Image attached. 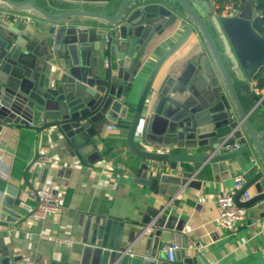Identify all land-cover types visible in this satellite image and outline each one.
Wrapping results in <instances>:
<instances>
[{
  "label": "water",
  "instance_id": "1",
  "mask_svg": "<svg viewBox=\"0 0 264 264\" xmlns=\"http://www.w3.org/2000/svg\"><path fill=\"white\" fill-rule=\"evenodd\" d=\"M0 8L33 16L27 24L0 17V131L6 123L50 128L86 156L98 148L92 125L119 107L121 117L132 108L127 146L144 186L171 199L183 186L198 188L210 169L215 178L240 170L246 182L235 202L249 217L264 219V91L254 93L264 70V35L252 11L224 15L198 0H0ZM178 22L184 30L153 65L138 100L122 106L119 98L135 87L148 53ZM195 34L210 59L201 52L160 74ZM252 186L256 193L240 201ZM0 203V225L22 218L14 195ZM165 206H149L141 221L139 234L151 223L154 238L130 234L125 240L126 222L90 216L83 242L91 264H182L156 258L162 230L171 228ZM15 260L0 247V264ZM198 260L189 254L183 262Z\"/></svg>",
  "mask_w": 264,
  "mask_h": 264
},
{
  "label": "crops",
  "instance_id": "2",
  "mask_svg": "<svg viewBox=\"0 0 264 264\" xmlns=\"http://www.w3.org/2000/svg\"><path fill=\"white\" fill-rule=\"evenodd\" d=\"M198 2L207 10L211 7L209 0ZM221 6V2L216 3L217 13ZM246 8L253 12L252 0H245L239 11ZM184 28L185 24L178 22L160 36L141 65L133 90L121 94L122 106L128 100H138L153 65L175 43ZM193 37L196 40L191 38L165 62L160 74L180 68L201 52L206 54L201 39H197L196 34ZM218 43L224 54L222 42ZM207 58L210 59L206 54ZM224 59L228 68L231 67L229 59L226 56ZM245 88L242 95L247 103L250 89L249 86ZM263 91L264 87L258 88L255 79L254 93ZM133 112L130 108L126 117H121L119 107L108 112L114 113L113 116L105 113L96 125L93 124L96 131L93 140L98 148L86 156L79 155L77 149L53 129L39 131L32 123L3 125L0 131V202L11 193L16 197L13 209L22 214L21 219L10 222L11 226L0 225V247L5 248L10 257H17L12 264H24L25 257H31L36 264H91L90 250L83 242L90 216H113L126 222L125 240L130 234L131 237L154 238L155 226L151 223L139 234L141 221L151 205H166L163 217L171 222V228H163L160 235L157 259L171 261L166 246L176 241L181 246L172 262L185 264L184 258L194 254L202 257L198 264H264V219L248 215L234 231L217 223L218 197L228 191L234 184V177L243 172L237 170L215 178L210 169L198 188L183 186L171 199L150 191L135 177L139 161L127 146V130ZM114 122L119 123V129L109 130L107 125ZM252 156L258 160L256 154ZM45 186L64 191L65 207L58 214L34 220L30 217L29 205L33 200L29 191ZM248 191L251 196L256 193L253 186ZM149 228L151 233H145ZM168 231L171 236L164 238ZM148 241L146 247L150 249L152 242ZM191 243L197 247H189ZM177 252L181 253L180 259Z\"/></svg>",
  "mask_w": 264,
  "mask_h": 264
},
{
  "label": "built area",
  "instance_id": "3",
  "mask_svg": "<svg viewBox=\"0 0 264 264\" xmlns=\"http://www.w3.org/2000/svg\"><path fill=\"white\" fill-rule=\"evenodd\" d=\"M245 0H227L224 7L219 13L230 15L239 12ZM218 0H211V3L216 5ZM0 17L13 23L27 24L33 21V16L27 12H17L0 8ZM143 123L139 130H142ZM119 123L114 122L107 125L109 130L119 129ZM44 160H48L47 156H43ZM50 159V158H49ZM112 164V162H109ZM246 179L243 173H239L234 177L233 186L218 197L219 213L217 223L229 231H234L238 224L248 217L247 207L241 206L235 202L236 193L245 184ZM29 196L33 200V204L29 205L30 217L34 220L44 219L49 214H58L65 207V193L61 190H55L51 187H33L29 191ZM251 194L248 190L244 191L240 197V201L244 202L250 199ZM145 233L150 234L151 229L145 230ZM180 244L176 241L166 246L170 260H174L175 252L180 248ZM192 243L189 247H193ZM197 247V246H196ZM24 264H36L31 257L24 258Z\"/></svg>",
  "mask_w": 264,
  "mask_h": 264
},
{
  "label": "trees",
  "instance_id": "4",
  "mask_svg": "<svg viewBox=\"0 0 264 264\" xmlns=\"http://www.w3.org/2000/svg\"><path fill=\"white\" fill-rule=\"evenodd\" d=\"M226 1L227 0H218V2L222 3L220 9L224 7ZM252 5L254 7L252 12L254 27L264 35V0H252ZM256 79H257V87L263 88L264 72H261Z\"/></svg>",
  "mask_w": 264,
  "mask_h": 264
},
{
  "label": "rangeland",
  "instance_id": "5",
  "mask_svg": "<svg viewBox=\"0 0 264 264\" xmlns=\"http://www.w3.org/2000/svg\"><path fill=\"white\" fill-rule=\"evenodd\" d=\"M248 10H247V8L246 9H243V10H241V12L242 13H244V14H247L248 12H247Z\"/></svg>",
  "mask_w": 264,
  "mask_h": 264
},
{
  "label": "flooded vegetation",
  "instance_id": "6",
  "mask_svg": "<svg viewBox=\"0 0 264 264\" xmlns=\"http://www.w3.org/2000/svg\"><path fill=\"white\" fill-rule=\"evenodd\" d=\"M213 6L215 7V5L213 4Z\"/></svg>",
  "mask_w": 264,
  "mask_h": 264
}]
</instances>
